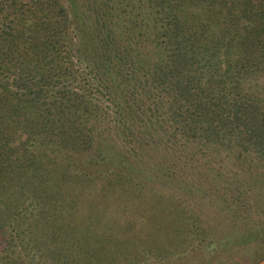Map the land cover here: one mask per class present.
<instances>
[{
	"label": "trees",
	"instance_id": "1",
	"mask_svg": "<svg viewBox=\"0 0 264 264\" xmlns=\"http://www.w3.org/2000/svg\"><path fill=\"white\" fill-rule=\"evenodd\" d=\"M83 3L0 0V264L263 245L264 0Z\"/></svg>",
	"mask_w": 264,
	"mask_h": 264
},
{
	"label": "rangeland",
	"instance_id": "2",
	"mask_svg": "<svg viewBox=\"0 0 264 264\" xmlns=\"http://www.w3.org/2000/svg\"><path fill=\"white\" fill-rule=\"evenodd\" d=\"M63 2L68 7V9L70 10L68 12L70 14V18H71L72 22H80L82 19L85 22H90L89 21V17H87L88 19H86V16L85 15H83L81 17V12L83 13L85 11V7H84L85 3H83V0H63ZM73 25H74V23H73ZM113 135H114L113 133H109L107 136H109V137L111 136L112 137ZM89 156H90L89 154H86L85 156H81L80 157V160L85 161V160H87L89 158ZM148 156H149V158L152 161H153V159L151 157L154 158V161L168 159V153H167V151H164L162 149H158V150L152 151V152H150L148 154ZM97 159L99 161L102 160L101 156H98ZM164 170L165 169H162L160 172H163ZM101 171H102V174L101 175H103V176H105V175L108 174V173H106L103 170H101ZM185 174H189V176H195L194 175L195 174V169H192L189 166H187V169H186V171L184 173V176H185ZM178 175L181 177L182 174L179 172ZM158 177H160V174L158 175ZM138 182L142 183L143 185H147V186L152 187V190L151 191H147V193H149V195H152L155 191H157V192L158 191L159 192L162 191V192H164L166 194L165 196L168 197L169 199H171L169 192L172 193V194H174V195L176 194L179 198H181V196L179 194V191L177 189L173 191L171 185H166V186L163 187V185H162L163 184V181H162L161 178H159V179L155 178V179L148 180L147 178L142 177V178H140L138 180ZM175 183H176V186L178 188V185L180 183L174 182L173 184H175ZM189 183L190 184L191 183H194V181H190L189 180ZM204 186L207 187L206 185H204ZM198 187L204 188L203 186H199V185H198ZM182 197L183 198H186L184 195H182ZM189 200H191V199H188V201ZM192 202L197 203V204H201L202 203L199 200V198L195 199V201H191L190 205L192 204ZM113 206H114V208L117 209V204L116 203H114ZM119 212H124V211H119ZM119 212L116 215V217L119 220V222H122L124 220L123 217H125L126 214L125 215L119 214ZM212 220H214L215 222H217L219 224L221 222H223V221H221L222 219H221L220 216H215V217L212 216ZM117 230H118V228H116V231ZM147 251H150V250H147ZM262 254H264V244L259 246V244L257 243L255 245L245 246V247L240 248V249H239V247L236 248V249H232V250L229 248V249H227L225 251V254H224L225 257L224 258L227 261H229V262H227V264H251L259 256H261ZM180 255H179L180 257H177L176 259H174V258L173 259H168V260H165L163 263H160V264H194L195 261H197L201 257H205V259H208V256L206 255V253H204V251H201V250H197L192 255H189V253H187V252L181 253ZM262 262H264V258L262 259V261L260 263L258 262L256 264H263Z\"/></svg>",
	"mask_w": 264,
	"mask_h": 264
},
{
	"label": "built area",
	"instance_id": "3",
	"mask_svg": "<svg viewBox=\"0 0 264 264\" xmlns=\"http://www.w3.org/2000/svg\"><path fill=\"white\" fill-rule=\"evenodd\" d=\"M264 264V262H262Z\"/></svg>",
	"mask_w": 264,
	"mask_h": 264
}]
</instances>
